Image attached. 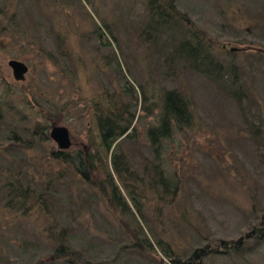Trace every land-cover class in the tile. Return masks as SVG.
I'll list each match as a JSON object with an SVG mask.
<instances>
[{
    "label": "rangeland",
    "instance_id": "374dc122",
    "mask_svg": "<svg viewBox=\"0 0 264 264\" xmlns=\"http://www.w3.org/2000/svg\"><path fill=\"white\" fill-rule=\"evenodd\" d=\"M176 2L197 32L212 40L217 58L238 66L255 98L252 114H243L205 75L156 51L147 37V0H0V264L48 258L63 224L75 226L72 245L86 260H116L121 241L148 239L154 251L133 248L112 264H159L160 238L185 256L208 244L240 248L210 255L206 264H264V244L253 238L257 227L264 228V144L258 152L248 131L254 122L264 126V0ZM105 23L117 41L100 27ZM163 33L168 37L172 30ZM63 48L72 58L63 56ZM11 59L27 63L24 81L15 80ZM128 81L134 86L129 92ZM167 90L184 98L190 123L173 124L158 151L147 130L158 123ZM110 96L136 114L133 137L116 147L128 168L130 187L123 195L132 204L135 186L142 209L136 218L109 198L107 175L86 183L51 157L60 150L50 137L54 124L70 129L68 151L97 146L96 105ZM156 154L166 178L179 179L174 197L164 195L150 165L157 163ZM108 163L112 171L110 158ZM24 177L31 190L10 195Z\"/></svg>",
    "mask_w": 264,
    "mask_h": 264
},
{
    "label": "trees",
    "instance_id": "16d2710c",
    "mask_svg": "<svg viewBox=\"0 0 264 264\" xmlns=\"http://www.w3.org/2000/svg\"><path fill=\"white\" fill-rule=\"evenodd\" d=\"M147 8V37L154 43L156 51L159 54L172 57L173 61H178V63L182 65V68H191L205 75L208 79H211L224 94L236 101L243 114L246 112L251 113L250 105L251 103H255V98L252 97V92L242 78L238 66H235L234 61H228V63L225 64L221 59L217 58L212 40L205 37V33L197 32L196 26L181 12L176 0H147ZM100 27H102L106 33H110V37L115 38L117 41L111 26L105 23L104 26L101 25ZM170 29L172 33L166 37L163 31ZM101 31L102 30L99 29L98 33H101ZM150 31H152L153 35ZM59 39H61L62 44H65V39L61 37ZM62 54L69 59L72 58L70 52H67L66 48H63ZM117 67L118 70L124 74L120 63H117ZM127 83L126 90L129 92L134 89V86L130 81ZM111 98L107 104L98 101L96 105L94 129L96 131V141L98 139L97 146L93 147L92 144L89 143L88 147L77 150L76 152L68 151L69 149L54 150L51 152V157L54 160H60L64 164H67L68 167L80 175L86 183H90L92 180L91 176L97 178L107 175L106 178L111 186L109 198L115 203L117 202V206L128 209L130 214L132 216L134 215L136 218V213H140L142 209L138 203L137 194L134 193V191H136L135 186L131 185L132 191L130 192L131 194L129 193V199L132 201V204L127 201V197L123 195V189H128L129 186L127 180L124 179V173L128 168L122 166L124 162L121 161L118 150H116V147L126 137H133L135 133V131H133V124L136 119V114L133 113L129 107H124V105L120 104L115 98ZM187 109H189V107H187L180 93L174 90H167L165 92L158 123L147 130L150 142L156 147L155 150L157 149L160 151L162 142L171 138L174 129L173 124L176 123L177 125L185 127V125L190 123L188 119L190 115ZM253 115L255 119L261 120L259 113L253 112ZM250 119L251 117L245 120L250 121ZM263 127L260 121V124L254 122L248 128L251 139L256 144L258 152L263 150ZM36 130L42 134V128L40 126L37 127ZM40 137H42V135H40ZM97 158L106 163L105 170L101 169L102 167L96 164L95 161H97ZM109 158L111 159L110 166L112 167V171L109 169ZM156 160V164L150 165L153 167V170H155V173L160 175V180L163 181L159 182V185L165 188L164 195L171 194L173 197L176 196L180 188L179 179L177 180L173 177L166 178L162 163H159L160 159L158 154H156ZM99 174L100 176H98ZM58 179V175L57 177H53V179L51 178L54 182ZM46 186L47 188L51 186L50 180L49 182L47 181ZM25 187L27 191H30L32 188L31 183L26 177H24V182L22 180L18 182L15 188L8 191V193L10 195L11 193H20L19 195L21 196L24 194L26 195L27 192H23ZM99 187L103 193H107V186L100 184ZM41 194H43V192H41ZM39 198L41 199V197ZM132 205L135 208H132ZM141 227L143 229L144 224L141 223ZM255 230H257V232H255L253 238L260 239L264 244V228L257 227ZM74 232L75 226L73 224H63L57 236L59 245L51 256L40 260L37 264H59L60 262H62V264H77L78 261H82L84 264H112V262L118 263V258L124 252L130 251V249L133 248L147 251L155 250L153 242L148 239H142L139 240V243L132 242L131 244L126 242L122 244L121 241L118 244L119 248L117 249L118 253L115 258L116 260H109L104 255H99L98 257L100 259H95V261L86 260L83 257L84 254L72 245V238L76 236ZM156 240H158L156 245L162 253L160 254L161 257L159 256L158 258L159 264H206L205 259L210 255L218 254L220 251L224 250L228 251L229 254L240 250V248L232 242H228L224 246L220 244L214 246L208 244L192 250L189 255L185 256L182 255L179 250H175V248L170 246V243L166 240L160 238ZM164 257L169 259V261H167L169 263H164ZM109 261H111V263H109Z\"/></svg>",
    "mask_w": 264,
    "mask_h": 264
},
{
    "label": "water",
    "instance_id": "95a60500",
    "mask_svg": "<svg viewBox=\"0 0 264 264\" xmlns=\"http://www.w3.org/2000/svg\"><path fill=\"white\" fill-rule=\"evenodd\" d=\"M223 47L227 48V45ZM244 49L246 48L232 47L230 51H241ZM8 64L13 70L15 80L24 81L26 79V75L29 71L26 62L18 59H11ZM50 137L57 143L60 150H68L72 147L71 133L67 126L54 124L50 132Z\"/></svg>",
    "mask_w": 264,
    "mask_h": 264
}]
</instances>
